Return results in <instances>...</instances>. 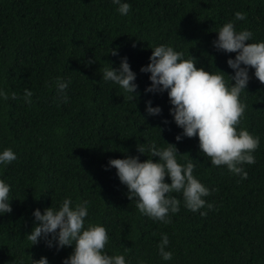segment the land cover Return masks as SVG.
<instances>
[{"label":"trees","instance_id":"1","mask_svg":"<svg viewBox=\"0 0 264 264\" xmlns=\"http://www.w3.org/2000/svg\"><path fill=\"white\" fill-rule=\"evenodd\" d=\"M127 2L128 14L120 15L112 0H0V89L16 93L0 99V148L16 153L0 166L12 198L11 211L0 215V264H30L29 257L41 255L61 264L71 246L57 250L39 239L31 245L26 233L34 208L57 207L65 196L88 201L85 220L102 224L108 235L104 251L124 254L129 264H264V84L249 67L240 94L246 107L235 127L258 136L259 143L241 179L223 165H210L195 135L174 139L181 130L168 112L166 91L145 92L150 81L139 71L150 48L167 43L183 58L193 57L194 66L230 76L225 60L234 53L212 46L215 31L232 20L236 30L253 33L252 41L264 40V0ZM237 11L243 20L235 18ZM123 56L136 73L135 98L100 78L107 64L116 67ZM57 77L70 81L64 102ZM24 89L32 93L30 103ZM149 99L159 105L158 115L145 113ZM149 142L174 144L180 163L193 160V175L210 189L204 199L213 207H204L205 215L186 209L180 194L172 193L179 210L162 223L141 215L128 199L106 162L125 155L142 161L149 154L138 153L136 145ZM161 233L168 236V261L157 252Z\"/></svg>","mask_w":264,"mask_h":264},{"label":"clouds","instance_id":"2","mask_svg":"<svg viewBox=\"0 0 264 264\" xmlns=\"http://www.w3.org/2000/svg\"><path fill=\"white\" fill-rule=\"evenodd\" d=\"M120 15H127L130 4L127 0H112ZM237 20H243L245 14L234 13ZM212 46L223 52H233V57L225 60L231 75L223 71L205 70L194 66L195 60L183 54L167 43L153 45L147 63L140 66L139 71L147 73L150 81L145 86V92H165L170 107L168 112L172 121L181 130L174 136L179 141L181 137L197 138L198 148L213 166L223 165L231 174H238L241 179L247 177L243 164L254 163L253 150L259 143V137L250 134L237 125L246 107L240 99L249 80L248 69L252 75L264 84V40L252 41L253 33L242 28L236 30L234 22H224L215 31ZM109 52L115 55L114 49ZM136 73L130 69L127 57L120 58L116 67L107 64L100 78L118 85L129 98H135L137 85ZM231 81V82H230ZM70 81L56 78L55 88L61 102L68 99L65 89ZM32 93L24 89L25 103H30ZM9 96L15 98V92L6 93L0 89V99ZM144 111L147 115H158L159 105H152L151 100L145 101ZM164 123L167 121L164 120ZM166 146L159 147L155 142L136 145V151L146 152L148 158L138 160L136 155H125L123 158H109L105 167H113L119 182L126 189L129 200H134L135 207L141 215L168 223L169 213L179 210L180 201L172 193H179L186 209L205 215L204 207L211 209V202L206 203L204 197L210 189L202 184L194 175L193 160L188 158L183 163L177 160V150L174 144L164 142ZM156 156L153 161L150 157ZM16 159V153L10 147L0 148V166ZM167 176L169 182H165ZM10 185L0 179V215L11 211ZM88 214V201H73L65 196L57 207L48 206L41 210L33 209L34 223L26 238L32 244L43 240L46 247L71 246V252L61 258V264H129L124 254L109 255L104 251L108 241L106 229L102 224L85 220ZM169 243L166 233L160 234L156 245L160 258L168 261L172 252L167 248ZM127 247L124 251L127 252ZM30 264H49L47 258L41 255L31 259ZM140 264H143L141 261Z\"/></svg>","mask_w":264,"mask_h":264}]
</instances>
